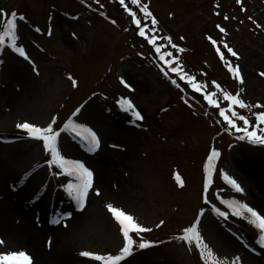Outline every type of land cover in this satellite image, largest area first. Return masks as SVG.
Listing matches in <instances>:
<instances>
[{"label":"rangeland","instance_id":"374dc122","mask_svg":"<svg viewBox=\"0 0 264 264\" xmlns=\"http://www.w3.org/2000/svg\"><path fill=\"white\" fill-rule=\"evenodd\" d=\"M126 2L149 26L148 35H160L157 42L163 45L162 51L181 59L184 71L207 91L216 93L222 106L228 107V102L215 80L253 105L238 112L253 121L252 126L260 124L255 113L264 111V76L260 75L264 72V0H241V4L236 0H141L157 20L155 33L151 32V18H144L130 0ZM0 10L8 15L17 13L18 44L29 56L25 60L6 45L0 48V161L12 155L11 160L15 159L11 164L13 177L0 187V202L17 205L41 230H65L70 225L75 209L81 205L67 185L78 181L68 171L48 163L51 155L41 140L16 127L22 122L46 127L54 119L61 155L79 160L93 173L92 187L83 205L90 197H98L95 177L96 172L100 173L99 163L108 177L98 182V187L102 189L105 183L111 193L99 199L108 202L100 206L101 218L87 226L85 239L71 248L65 260L103 264L80 253L119 254L123 235L106 207L112 204L131 215L141 227L150 229L138 234L130 232L134 241L132 254L119 264H208L194 241L180 239L182 230L198 216V231L214 259L226 264H264V247L249 217L232 215L220 202L221 198L236 199L264 214V144L250 145L247 138L239 139L240 134L227 129L215 110H209L211 117L207 116L203 98L179 89L178 76L162 78L167 72L165 64L147 40L139 37L136 25L116 0H0ZM20 15L25 17L23 21L18 19ZM225 16L229 19L225 20ZM6 19L0 16V30ZM218 24L226 34L219 31ZM208 37L218 41L223 53L227 49L221 41L226 42L239 58L227 52L225 60H221ZM225 61L239 67L243 83L228 71ZM13 65L22 68L25 77L32 80L33 91L20 112L13 110V101L21 95L23 82L17 71L13 73ZM121 79L130 87H125ZM72 80L77 82L75 86ZM125 99L132 102L142 119L122 106ZM105 119L119 124L122 133L115 127L114 135L103 134L99 121ZM65 124L77 127L75 131L72 127L65 129ZM262 125L258 134H264ZM216 126L228 134L232 132L240 145L232 134L221 135ZM83 129L96 133L99 145L94 150L81 138L85 135ZM128 138L132 149L126 142ZM213 148L220 155L206 174L204 163ZM130 150L133 161L118 165ZM221 172L235 179L244 191L232 189ZM177 175L182 183L177 182ZM121 180L129 185L123 187ZM213 208L227 212V217L217 216ZM141 240L149 246L140 249ZM40 242L43 251L53 249L55 236L49 242ZM8 251L29 254L23 246L0 249Z\"/></svg>","mask_w":264,"mask_h":264},{"label":"snow or ice","instance_id":"6c2138e0","mask_svg":"<svg viewBox=\"0 0 264 264\" xmlns=\"http://www.w3.org/2000/svg\"><path fill=\"white\" fill-rule=\"evenodd\" d=\"M99 3V0H96ZM132 5H136L139 8V11L143 13L144 18H151V32L155 33L157 29L154 27L157 24L156 18L153 16V13L149 10L147 4H142L141 0H130ZM237 4H241V0H236ZM119 4L124 8V10L131 17V22L136 25L139 30V35L147 39L148 43L151 44L155 50V53L159 57V60L162 61L165 65H168V71L175 73L180 80L186 82L188 86H190L194 92L201 93L204 97V100L207 103L219 110V115L223 117L224 122L231 128L235 129L237 132H243L244 135L239 137V139L243 140L247 138L252 143L264 144V134H257L256 130H249V126L254 122L250 121L246 116L240 114L235 108L246 109L251 108L253 105H248L244 102V100L240 99L238 95H233L228 92H223V99L228 102V107H222L217 99L214 97L216 93L207 91L204 86L197 82L196 78L188 75L184 69L180 66L179 59L174 58L173 54L167 50H163V45L158 43V37L156 35H148L146 32V28L148 25H144L142 23V19L138 18L137 13L134 12L126 2V0H119ZM243 10V8L241 9ZM0 16H6V22L2 26V30H0V48L5 45L9 47L13 52L17 53L19 56L23 57L25 60H29V56L25 51V48L22 45L18 44V33H17V13L12 12L10 15L4 13L3 10H0ZM20 21L25 19L24 16L20 15L18 17ZM225 20L229 19L228 16L224 17ZM251 19V17H249ZM255 23V21H253ZM257 27H261L260 24L256 25ZM221 33L226 34V30L221 25H216ZM37 32L40 31L39 28L36 29ZM164 39H168L169 43H171L170 38L164 37ZM213 46L216 48L217 54L220 56L221 60H225L224 53L221 52L220 47H218V41L213 39L212 37H208ZM223 47L227 49V52L233 56L238 57V53L235 52L226 42H222ZM172 47L175 48L176 45L172 44ZM183 51V49H180ZM31 62V61H30ZM225 63L228 66V71L231 72L234 77L243 83V78L240 73V69L238 66H233L229 64L227 61ZM163 70V69H162ZM35 71V68H34ZM261 76H264V72L260 73ZM71 80L72 78L69 77ZM76 81L72 80L73 86L76 85ZM121 83L125 85V87H130L123 79H121ZM175 83V81H174ZM216 87L219 89L220 86L217 84ZM126 105V110H130L134 117L137 119H142L141 114L136 111L130 100H123L122 106ZM259 107V106H257ZM79 111V109H77ZM256 122L260 124H264V111H260L255 113ZM237 121H241L243 123V127H241ZM54 123V119H53ZM53 123H49L46 127H39L29 122H22L16 125L17 128L24 130L29 137L34 139L41 140L43 142V147L46 151H48L51 155V161L49 164H56L62 170L68 171L70 175H74L78 183L75 185L68 184L67 190L71 194L74 190L76 193V199L81 205L84 204V199L88 193L89 188L92 187V178L93 173L88 168L85 167L83 163L79 160H68L63 155H61L58 147H57V138L59 136V132L53 128ZM72 127L74 130L76 129V125L65 124V129ZM85 135L81 138L86 139L89 144L92 146L90 150H94L95 147L99 145V140L95 132L91 129H83ZM264 132V130H262ZM81 133L78 131L77 135ZM220 153L215 149H211L210 154L207 157V164L205 165V173H210L213 167V160H215ZM222 179L236 192H243L244 189L236 182L235 179L231 178L229 175L221 172ZM176 180L178 183H182L180 177L177 175ZM205 189L208 188V180H205ZM98 194V192H97ZM222 204L226 205V207L231 211L232 215L237 217L248 214L249 222L258 230L259 240L258 242L262 247H264V214H261L257 209L248 205L247 203H243L237 200H226L221 198L220 201ZM108 211L115 217V219L120 224V231L123 235V246L119 249V254L116 255H108L102 256L89 251H83L80 253L81 256L91 257L96 261H102L103 264H119L125 257H128L132 254L134 241L130 236V232H136L137 234L144 231H150V229H146L141 227L138 223L135 222L134 218L127 214L125 211L121 210L118 207L113 206L112 204L106 205ZM213 211L221 217H227L228 213L221 211L218 208H213ZM163 223V222H161ZM199 224V216L196 220L185 227L183 231V235L180 237L185 242H195V245L198 249H200L201 258L204 259L208 264H226L223 260L214 259L213 251L208 247L207 244L204 243L200 232L198 231ZM4 241L0 240V244H3ZM149 243L141 240L139 242L138 247L140 249L147 248ZM236 260L239 261L240 258L236 257ZM0 264H32L31 257L24 251H8V252H0Z\"/></svg>","mask_w":264,"mask_h":264},{"label":"bare ground","instance_id":"6f19581e","mask_svg":"<svg viewBox=\"0 0 264 264\" xmlns=\"http://www.w3.org/2000/svg\"><path fill=\"white\" fill-rule=\"evenodd\" d=\"M13 68H16L13 73L17 71L18 76L23 82V90H21V95L15 96L13 101V110L20 112V110H23L22 108L24 107V100L27 99L29 94L33 91L31 83L32 80L25 77L26 74L22 68L15 65H13ZM99 124L101 125L102 131L105 132L103 133L105 135H114L113 129L115 127L118 128L120 133L123 131V128L120 127L119 124L115 122L109 123L106 119L105 122H103V120L102 122L99 121ZM126 142L129 143L128 145L132 149L133 143L129 138ZM130 151L131 153H128L122 160H120L118 165H127L133 161L132 150ZM12 158L13 155L9 159H5V162L0 161V187L9 182L11 177H13L14 171L11 164H15V159L11 160ZM98 169L100 170V173L98 174V172H96L95 177V187L97 186L98 189V197H90L81 210L75 209L76 213L69 220L70 225L65 230L56 229V231L53 232H49L44 229L41 230V227L38 228L35 224L33 226L32 222L29 220V216L26 213L23 215L17 205H13L4 201L0 202V240L4 241L3 244H0V249L23 246V248L26 249L30 254L32 258V264H73L70 259V261L65 260V257L68 256L66 258L68 259L72 253L70 252V250H72L71 248L76 246L79 241L83 240V238L85 239L83 234L87 226L95 222V220L101 218L99 217V209L100 206L105 204L106 200L99 201V199L102 198L104 194L111 196V193L108 192V187L105 183H102V189H99L98 187V182H105L108 177L107 174L104 173L100 163ZM121 185L123 187L128 186L129 182L121 180ZM38 205L42 206V201ZM18 223L20 226H18ZM43 236L44 240H42ZM53 236H55L56 241L54 248H49L48 251H43L41 249L42 245L40 241L49 242V240H52ZM62 259L64 261L61 263L60 260Z\"/></svg>","mask_w":264,"mask_h":264}]
</instances>
